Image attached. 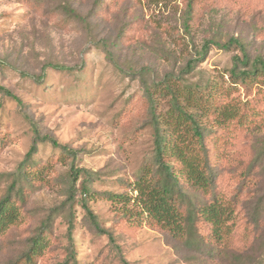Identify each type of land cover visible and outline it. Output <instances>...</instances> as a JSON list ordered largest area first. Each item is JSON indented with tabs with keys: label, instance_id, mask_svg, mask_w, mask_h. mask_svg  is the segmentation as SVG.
I'll return each mask as SVG.
<instances>
[{
	"label": "rangeland",
	"instance_id": "rangeland-1",
	"mask_svg": "<svg viewBox=\"0 0 264 264\" xmlns=\"http://www.w3.org/2000/svg\"><path fill=\"white\" fill-rule=\"evenodd\" d=\"M187 17L188 0H0V88L11 93L0 89V198L31 148L33 123L78 150L76 168L93 173L72 188V157L40 143L23 217L0 234V264H264V74L233 76L243 57L235 43L212 44L186 72L206 40L243 42L250 61L238 70L264 61V0H196L189 31ZM168 79L212 94L190 110L207 130L215 193L234 208L224 242L198 222L187 245L133 200L106 197L136 196L154 148L143 80ZM157 97L165 114L170 96ZM183 187L191 196L184 208L212 199ZM37 237L42 248L29 255Z\"/></svg>",
	"mask_w": 264,
	"mask_h": 264
},
{
	"label": "trees",
	"instance_id": "trees-1",
	"mask_svg": "<svg viewBox=\"0 0 264 264\" xmlns=\"http://www.w3.org/2000/svg\"><path fill=\"white\" fill-rule=\"evenodd\" d=\"M196 0H188V17L185 21V29L189 31V20ZM75 13L74 9L69 8ZM241 47L243 57H235V66L232 69L233 76L241 75L243 79L250 76L264 74V61L257 59L249 70H238L239 64L247 65L250 57L243 42L231 39L226 43L214 40H206L202 50L199 51L198 60L191 59L187 65V73L195 68V62L201 60L208 53L210 46L217 45L221 48H229L232 44ZM65 68V66L57 65ZM183 78L179 79L182 81ZM145 96L148 104V117L154 129V148L150 160L144 164L138 177L133 183V190L136 192L134 198L129 194H107V199L125 198L133 200L140 205L139 214H146L157 223L167 227L172 234L185 241L187 245L192 244L195 236V228L198 222H206L211 226L210 237L217 242L225 241L230 233L228 222L234 213L231 203L224 202L215 193L217 171L211 162L209 150L206 145V127L200 122L196 112L190 107L204 106L208 103L211 92L207 88H193L185 86L179 88L171 79L150 85L143 80ZM5 95L11 93L4 87L0 88ZM158 93L162 97L170 96V108L161 114L158 111ZM13 96V95H12ZM19 100L18 97L13 96ZM33 125L34 139L25 160L17 169L7 176L11 177V184L5 195L0 198V234L11 226L15 225L23 217L22 204L25 203L23 184L31 183L34 179L31 168L33 156L38 151V145L42 142H50L54 148L61 150L62 155L72 157L70 177L71 187H76V182L81 175L93 173L85 168H76L75 160L79 151L71 149L68 145L61 144L56 138L49 135H42L36 124ZM174 159L180 165L179 169L171 162ZM188 183L196 189L211 193L212 199L206 203L191 204L185 207V202L190 199V193L183 185ZM84 196L91 195L87 183L83 186ZM83 207L93 218L96 227L105 232L98 224L96 216L86 201ZM73 224L70 225V232ZM110 239L114 241L112 235ZM30 254L38 253L42 248L40 237L34 239Z\"/></svg>",
	"mask_w": 264,
	"mask_h": 264
}]
</instances>
